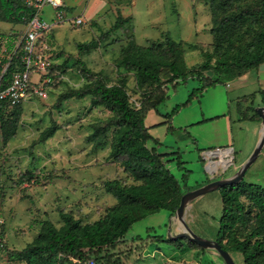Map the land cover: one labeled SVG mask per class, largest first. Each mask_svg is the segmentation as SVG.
I'll return each instance as SVG.
<instances>
[{
	"label": "rangeland",
	"instance_id": "rangeland-1",
	"mask_svg": "<svg viewBox=\"0 0 264 264\" xmlns=\"http://www.w3.org/2000/svg\"><path fill=\"white\" fill-rule=\"evenodd\" d=\"M63 1L61 8L44 6L42 17L50 22L63 11L69 18L82 16L86 24L69 21L44 38L42 45L51 54L60 78L48 88L47 97H28L18 113L11 108L0 113L4 118L18 115L17 134L6 143L2 141L0 120V264H80L73 254L30 253L35 245L50 240V228L61 232L68 224L105 219L118 204L107 190L109 181L142 184L114 155L123 129L118 116L100 102L98 95L87 93L99 82L122 84L133 107H147L145 124L159 143L151 140L146 144L163 155L166 167L180 181V186L163 191L159 197L170 206L180 202L186 170L189 190L231 176L244 163L242 160L250 158L259 140L261 117L253 113L256 119H250L243 113L250 111L248 107L262 106L263 94L245 96L258 85L248 84L243 91L236 88L234 80L207 86L206 77H213L212 72L203 78L189 74L168 84L172 74L168 65L175 60L185 71L196 69L206 61L207 53L213 55L214 64L215 29L230 52L244 51L241 47L248 42L260 41L264 24L257 13L261 0H230L216 21L208 20L211 0ZM120 12L132 15L133 21L115 29ZM242 13L248 15L241 17ZM228 16L226 19L237 18L241 28L227 29L231 23L221 25ZM229 30L233 31L232 42L224 38ZM25 31L24 23L0 21L1 60L9 61L17 38ZM168 36L178 44H168ZM133 37L144 47H158L166 61L158 66V81L148 78L139 82L136 71L124 65L126 47ZM80 45L86 47L81 50ZM204 86L200 95L191 97L194 89ZM162 93L165 99L149 108ZM51 129L53 135L45 137ZM231 145L236 152L225 166L220 156L209 154ZM211 159L217 166L214 171L209 168ZM26 173L30 179L24 177ZM243 180L264 186V147ZM241 199L248 205L245 197ZM143 211L144 204L129 206L133 215ZM175 213L170 208L160 209L136 221L116 242L94 248L86 242L82 251L95 264H226L214 249H204L186 238L172 239L181 231ZM222 213L221 191L217 189L193 200L185 217L196 234L218 240ZM250 226L237 225L233 235L224 236L223 243L242 241ZM231 254L237 264H244L240 253Z\"/></svg>",
	"mask_w": 264,
	"mask_h": 264
},
{
	"label": "trees",
	"instance_id": "trees-1",
	"mask_svg": "<svg viewBox=\"0 0 264 264\" xmlns=\"http://www.w3.org/2000/svg\"><path fill=\"white\" fill-rule=\"evenodd\" d=\"M229 1L230 0H211L210 14L212 20L216 21L218 13ZM33 13L34 7L27 4L25 0H0V21L24 23L26 25ZM246 15L248 14L242 13L241 17ZM257 15L262 19L264 24V0H261ZM224 18L225 19H222L221 25H224V23H231V25L229 24L227 26V29H230V26H232V28H237V26L241 28L237 18L232 17L231 19H226L229 18V16ZM131 21H133L132 16H124V14L120 12L114 24V28H122ZM56 27L41 36L37 42L39 52L46 55L50 61L52 59L51 54L47 53L46 48L43 47L42 44L44 38L52 33ZM232 32V30H229L226 33L224 37L225 40L232 42ZM261 34L262 39L260 41H250L246 46H242L241 48H244V51L238 49L237 51L230 52L224 48L220 32L215 29V63H211L213 55L207 53V59L203 64L196 69L189 68L185 71L180 67L177 61L174 60L168 65L172 72L168 84L177 83L180 78H184L189 74L197 75L198 78H203L205 73L212 72L214 75L213 77H206L207 86H211L223 80H233L252 68H257L264 63V25ZM167 39L168 44L171 46L178 44L177 41L171 39L170 36H168ZM180 43H185V41L181 40ZM189 45L194 46L190 43ZM79 47L82 50L86 46L80 45ZM181 52L182 51H180V53ZM23 56L24 42L9 61L0 59V71L4 64L9 63L3 75V87L12 81L17 71L23 69ZM123 60L124 65L128 69L136 71L139 82H144L148 78H151L153 81H158L159 75L156 73L158 66L166 62L163 57H160L158 47H144L136 41L135 37L131 38L126 47V54ZM53 66L54 63L51 61L48 69L52 82L48 84L49 87H52L60 78V74L55 71ZM207 86L194 89L191 97L200 95ZM261 92L264 93V91ZM87 93L98 95L100 102L107 105L108 108L118 116V122L122 125L123 129L115 143L114 155L116 156V160L127 167L132 178L135 181H141L142 184L127 185L119 180L109 181L106 184L107 190L113 193L117 198L118 204L107 213L105 219L95 221L94 223L82 224L76 222L68 224L65 230L61 232L54 228H50V240L45 244L35 245L30 255L40 253H67L78 256V259L81 260L79 263L85 264L87 261L91 260L88 259L86 254L82 251L86 242L91 248L112 244L126 235L129 228L141 218L158 212L160 209L170 208L173 212H176L180 204L179 202L170 206L166 200L164 201L163 198H159L163 196V191L176 189L180 186V181L176 179L166 167V160L163 155L156 152L155 147L149 148L146 144L151 140L156 144L159 143L157 139L152 138L145 124V116L148 113L147 107L141 109L133 107L129 101L128 93L122 84L108 86L99 82ZM79 94L83 95V93ZM164 99L165 93L158 95L155 100L151 102L149 108H155V106ZM22 102L23 101L15 105H11L7 101L0 102V113H3L7 108H11L18 113V108ZM248 109L250 111L247 110L243 112L245 117L255 119L253 113L257 115L258 118L260 117L255 108L248 107ZM176 110L175 108L174 112ZM248 112H250V114H248ZM0 120L2 141L6 143L17 134L18 115L15 113V116L10 118L0 116ZM260 120L262 121V119ZM53 133L54 129H51L45 134V137H50ZM187 176L186 170L182 177L184 189L180 192L181 197L189 190L186 185ZM24 177L30 179L28 173H26ZM219 189L223 201V213L220 218L217 241H219L222 247L230 253L232 251L240 253L243 256L244 264H264V186L256 183H247L242 180L238 184L226 185ZM242 196L246 198L248 205L241 199ZM131 202L134 204H144L143 213L133 215L129 212V206L132 205ZM253 213L254 215H252ZM247 223H250L251 226L249 228V234L245 239L237 243L232 240H229L226 244L223 243L225 235H233L237 225ZM2 240L3 234H1V242Z\"/></svg>",
	"mask_w": 264,
	"mask_h": 264
},
{
	"label": "built area",
	"instance_id": "built-area-1",
	"mask_svg": "<svg viewBox=\"0 0 264 264\" xmlns=\"http://www.w3.org/2000/svg\"><path fill=\"white\" fill-rule=\"evenodd\" d=\"M27 4L34 7V13L26 24V31L24 35L18 37L16 42V47L10 55V59L13 57L18 48L24 42V56H23V69L17 71L12 81L6 85L2 86L3 75L8 68L9 63L4 64L2 70L0 71V102L7 101L11 105H15L24 101L28 97L34 95H39L41 97H47L48 95V84L52 82L51 76L49 74L48 67L50 66V59L39 52L37 47L38 39L45 33L49 32L52 28L64 24L66 22L72 21L74 25L84 24L86 21L82 16L76 18H69L65 12L60 11L56 14L52 21H47L42 17V9L46 5H51L55 9L64 6L63 0H25ZM218 154L220 160L224 159L225 163L231 161L234 157L231 148H220L213 151H209L210 155ZM220 153H223L222 155ZM212 159L209 163V168L214 171L217 167L212 163ZM3 220L0 218V247L3 245L1 242V227ZM85 264H94V260H89Z\"/></svg>",
	"mask_w": 264,
	"mask_h": 264
},
{
	"label": "water",
	"instance_id": "water-1",
	"mask_svg": "<svg viewBox=\"0 0 264 264\" xmlns=\"http://www.w3.org/2000/svg\"><path fill=\"white\" fill-rule=\"evenodd\" d=\"M256 111L262 119V132L259 141L257 143V146L254 152L252 153V155L250 156V158L246 162H244L233 175L221 179L212 180L196 189L186 191L182 195L180 204L175 213V217L178 219L180 223L181 231H179L176 235L171 236V238L172 239L186 238L190 241L197 243L200 247L204 249H214L223 257L226 264H237V263L235 262L231 253L228 250L224 249L219 241L204 238L196 234L189 226L185 217V213L189 204L196 198L208 192L217 190L223 186L238 184L243 180L246 171L256 161L257 157L259 156V154L261 153L264 147V105L257 107ZM214 155L218 156V154L216 153Z\"/></svg>",
	"mask_w": 264,
	"mask_h": 264
},
{
	"label": "crops",
	"instance_id": "crops-1",
	"mask_svg": "<svg viewBox=\"0 0 264 264\" xmlns=\"http://www.w3.org/2000/svg\"><path fill=\"white\" fill-rule=\"evenodd\" d=\"M126 16H132V15H126ZM210 19H211V14H210L208 20H210ZM233 80H234L235 83H237V87L236 88L241 90V91H243V89L245 87H247L248 84H250V85H258L257 89L254 87L255 88L254 91L249 93V94L248 93L245 94V96L250 95V97H252L255 93H257V94L260 93V94L264 95V93L261 92V91H264V63L261 64L260 66H258L257 68L249 70L246 73L234 78ZM228 85H229V83H228ZM245 96H244V100L247 99V98H245ZM262 105H264V101L262 102ZM246 111H247V109L244 110V112H246ZM248 114H250V112H248ZM260 122H262V121H260ZM261 131H262V123L259 126V134H258L257 140L261 136ZM255 144H256V142H255ZM227 148H231V151H232L233 155L235 154V152H236L235 145H233V146L231 145V146H229ZM222 160H224V159H222ZM245 160H246V158L244 160H242V161L245 162ZM243 162H241V163H243Z\"/></svg>",
	"mask_w": 264,
	"mask_h": 264
},
{
	"label": "bare ground",
	"instance_id": "bare-ground-1",
	"mask_svg": "<svg viewBox=\"0 0 264 264\" xmlns=\"http://www.w3.org/2000/svg\"><path fill=\"white\" fill-rule=\"evenodd\" d=\"M221 155L223 154V153H220ZM221 162L222 163H224L225 162V160H221ZM213 164H215V162H212Z\"/></svg>",
	"mask_w": 264,
	"mask_h": 264
}]
</instances>
